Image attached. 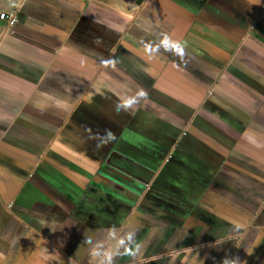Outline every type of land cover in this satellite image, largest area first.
<instances>
[{
    "label": "crops",
    "instance_id": "obj_1",
    "mask_svg": "<svg viewBox=\"0 0 264 264\" xmlns=\"http://www.w3.org/2000/svg\"><path fill=\"white\" fill-rule=\"evenodd\" d=\"M1 12L0 264H264V0Z\"/></svg>",
    "mask_w": 264,
    "mask_h": 264
},
{
    "label": "clouds",
    "instance_id": "obj_2",
    "mask_svg": "<svg viewBox=\"0 0 264 264\" xmlns=\"http://www.w3.org/2000/svg\"><path fill=\"white\" fill-rule=\"evenodd\" d=\"M162 44H164L166 47L169 46V38L165 35L163 40L161 41ZM177 53H182V48L179 44L173 43L170 45ZM110 135V133H109ZM129 242H131V234L128 236ZM137 249L139 248V245L136 246ZM95 254V253H94ZM111 257L105 254V260L102 262V264H110ZM227 264V262H225Z\"/></svg>",
    "mask_w": 264,
    "mask_h": 264
},
{
    "label": "built area",
    "instance_id": "obj_3",
    "mask_svg": "<svg viewBox=\"0 0 264 264\" xmlns=\"http://www.w3.org/2000/svg\"><path fill=\"white\" fill-rule=\"evenodd\" d=\"M0 21H4L8 26L13 25L16 22V17L13 12L10 13H0Z\"/></svg>",
    "mask_w": 264,
    "mask_h": 264
}]
</instances>
